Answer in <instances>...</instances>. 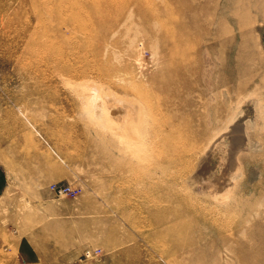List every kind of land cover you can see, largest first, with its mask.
I'll list each match as a JSON object with an SVG mask.
<instances>
[{
    "label": "rangeland",
    "instance_id": "rangeland-1",
    "mask_svg": "<svg viewBox=\"0 0 264 264\" xmlns=\"http://www.w3.org/2000/svg\"><path fill=\"white\" fill-rule=\"evenodd\" d=\"M0 264H264V0H0Z\"/></svg>",
    "mask_w": 264,
    "mask_h": 264
},
{
    "label": "bare ground",
    "instance_id": "bare-ground-1",
    "mask_svg": "<svg viewBox=\"0 0 264 264\" xmlns=\"http://www.w3.org/2000/svg\"><path fill=\"white\" fill-rule=\"evenodd\" d=\"M91 86H92V85H91ZM92 87H94V85H93ZM96 87H97V86H96ZM96 90H97V89H96ZM100 90H101V89H100ZM97 92H98V91H96V93H97ZM99 92H100V91H99ZM109 92H110V91H109ZM106 93H107V92H106V88H105V93H104V91H103V93H102L101 96L103 97L102 100L105 102V104H106L107 106L105 105L106 108L103 107V106H104V105H103L104 102H101V103H102V104H101L102 106L98 104V106H97V107H98V110H97V111L100 112V113L102 112V110H103V112H104V111H105L106 113L108 112L109 115H107V114H104V115L109 116V119H110V117H111L110 120H112V118H113L114 121H115V120H116V121H119V120H120V124H119V123H115V124H117L118 126L116 125V127H115V124L113 125L115 128L118 129V128H119V125H121V124L123 125V123H125L124 121L127 122L126 119H127L128 116H129V117H133V118H134L135 116H137V117H138V120H139V118H140L139 116H141V114H138V113H139L140 111H139L138 113H135V114L132 113L131 116H130V114L128 115V113L126 114L127 109H128L129 107H128L127 104H125V100H124V101H120V100H117V98H116V99H110L111 96H110V98H109L108 96H105ZM111 93H112V92H111ZM103 94H104V95H103ZM112 94H113V93H112ZM109 95H110V93H109ZM115 95H116V94H115ZM112 97H117V96H114V94H113ZM119 99H120V98H119ZM122 99H123V98H122ZM122 99H121V100H122ZM102 100H101V101H102ZM131 104H132V103H131ZM132 105H133V104H132ZM132 105H130V106H132ZM133 108H135V105H133ZM133 108H132V109H133ZM106 109H107V111H106ZM109 109H111L110 112L108 111ZM132 109H131V110H132ZM136 109H137V106H136L135 110H136ZM135 110H134V111H135ZM137 111H138V110H137ZM135 112H136V111H135ZM95 114L97 115L98 113L95 112ZM101 114H102V113H101ZM137 114H138L139 116H138ZM96 115H94V116L97 117V116L100 115V114H98L97 116H96ZM102 115H103V114H102ZM99 117L101 118V115H100ZM103 117H104V116H102V118H103ZM100 118H99V120H100ZM133 118H132V121L134 120ZM97 119H98V118H97ZM136 119H137V118H136ZM140 119H141V118H140ZM102 120H103V119H102ZM116 121H115V122H116ZM132 121H131V122H132ZM121 122H122V123H121ZM133 122H135V121H133ZM137 123H138V122H136V124H137ZM130 124H131V123H130ZM122 125H121L120 127H123V129H125L124 132H126V130H127V132H128L129 129H130V131H131V128H128V129L125 128V127L127 126V123H126V126H125V127L122 126ZM137 125H138V124H137ZM112 128H113V127H112ZM115 128H114V129H115ZM114 129H113V130H114ZM120 129L123 130L122 128H120ZM120 129H119V130H120ZM115 130H116V129H115ZM115 130H114V131H115ZM231 130H232V129H231ZM117 131H118V130H116V132H117ZM120 132H121V131H119L118 133L120 134ZM224 133H225V132H224ZM231 133H232V132H231ZM121 134H122V133H121ZM124 134L127 135V133H124ZM133 134H134V133H132V137H133L132 140H135V141H136L137 138L134 139L136 135H133ZM122 135H123V134H122ZM220 135H221V134H220ZM220 135H219V136H220ZM129 136H130V135H129ZM219 136H218V137H219ZM221 136H222V135H221ZM225 136H226V135H225ZM235 136H236V135H235ZM218 137H216V138H218ZM128 138H129V137H128ZM219 138H220V137H219ZM227 138H230V140L227 141V147H226L227 151L230 152V150H231L232 148H233V151H234V150L236 151V149H235L234 146H236V142H237L238 139H237L236 141H235V140L232 141V138H233V137H231V135H230V137H227ZM234 139H236V138H234ZM130 140H131V139H130ZM221 140H222V138H221ZM221 140H220V141H221ZM217 141H218L217 143H219V140H217ZM223 141H224V140H223ZM239 142L241 143V141H239ZM220 143H221V142H220ZM222 144H223V143H222ZM212 145H213V144H212ZM239 145H240V144H239ZM221 146H222V145L214 144V148H213L212 150H210L211 153L208 151V152L210 153V157H211V156L214 157L215 154H218V152L222 149V148H220ZM241 146H242V145H241ZM236 148H237V147H236ZM238 149L240 150L241 148H239V146H238ZM231 151H232V150H231ZM223 152H224V151H223ZM209 153H208V154H209ZM225 153H226V152H225ZM225 153H224V154H225ZM231 153H232V152H230V155H231ZM234 153H235V152H234ZM236 153H239V151H237ZM208 154H206V155H208ZM228 154H229V153H228ZM222 155H223V153H222ZM230 155H227L226 158H228V160H225V161H228V162H229L228 164H230V161H231V160H229ZM233 155H234V154H233ZM208 156H209V155H208ZM228 156H229V157H228ZM209 159H210V158H209ZM209 159H207V160L209 161ZM217 159H218V158H217ZM222 159H223V157H222ZM231 159H233V158L231 157ZM234 159H235V158H234ZM234 159H233V160H234ZM207 160H206V161H207ZM223 160H224V159H223ZM223 160H222V161H223ZM202 163H203V162H202ZM225 163H226V162H225ZM233 163H234V161H233ZM200 164H201V163H200ZM231 164H232V163H231ZM235 164H236V163H235ZM235 164H234V165H235ZM204 165H206L207 167H205ZM204 165H203V166L200 165V169H199L200 172L197 171L198 174L195 173V175H192V177L194 176V178H196V179H200V181H202V180L207 176V173H208L209 170L211 169V168H210V169L208 170V172H207L206 169L208 168V163H205ZM219 165H220V164H219ZM229 166H230V165H229ZM235 166H236V165H235ZM230 167H231V166H230ZM232 167H233V166H232ZM195 168H196V167H195ZM229 170L231 171V170H233V169L227 167V168H226V171H224V174H223V175H218V176H216L217 179H216L215 177H214L215 179L212 178V179L215 181V182H213V183H212V180H209V179L207 180V182H210V183H212L211 185H214V186H215L214 189H216V192H217V190L221 192V190H219V189H221L222 187H224V186L226 185V183H227V181H226V182H223V181L226 180V179H228L229 177H231V176H229ZM212 171H213V169H212ZM221 171H222V170H221ZM231 172H232V171H231ZM231 172H230V173H231ZM220 174H221V173H220ZM227 174H228V175H227ZM230 175H232V174H230ZM225 176H226L227 178H226ZM194 178H193V179H194ZM207 178H208V177H206V179H207ZM225 178H226V179H225ZM201 179H202V180H201ZM206 179H205L204 181H206ZM194 180H195V179H194ZM204 181H203V182H204ZM217 181H218V183H217ZM220 181H222L223 183H225V185H224L222 182H220ZM195 182H198V181L195 180ZM207 182H205V183L207 184ZM219 182H220L221 184H219ZM222 184H223V185H222ZM225 187H226V186H225Z\"/></svg>",
    "mask_w": 264,
    "mask_h": 264
},
{
    "label": "built area",
    "instance_id": "built-area-1",
    "mask_svg": "<svg viewBox=\"0 0 264 264\" xmlns=\"http://www.w3.org/2000/svg\"><path fill=\"white\" fill-rule=\"evenodd\" d=\"M51 191L55 194H71L74 195L79 192V187L71 186L70 184L66 183H53L51 184ZM96 250L92 248H86L84 250V254L86 256H91L95 253Z\"/></svg>",
    "mask_w": 264,
    "mask_h": 264
}]
</instances>
